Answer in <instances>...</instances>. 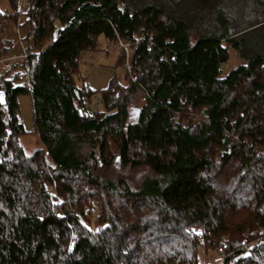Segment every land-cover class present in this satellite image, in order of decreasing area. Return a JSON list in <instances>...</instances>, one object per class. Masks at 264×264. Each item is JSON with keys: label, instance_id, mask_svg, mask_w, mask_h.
I'll return each mask as SVG.
<instances>
[{"label": "trees", "instance_id": "trees-1", "mask_svg": "<svg viewBox=\"0 0 264 264\" xmlns=\"http://www.w3.org/2000/svg\"><path fill=\"white\" fill-rule=\"evenodd\" d=\"M8 3L0 59L21 16L28 55L0 76V264H264V0ZM101 34L129 46L125 81L90 111L76 77ZM117 161L154 175L100 174Z\"/></svg>", "mask_w": 264, "mask_h": 264}, {"label": "rangeland", "instance_id": "rangeland-1", "mask_svg": "<svg viewBox=\"0 0 264 264\" xmlns=\"http://www.w3.org/2000/svg\"><path fill=\"white\" fill-rule=\"evenodd\" d=\"M24 1L25 0H19V4ZM0 10L4 12L11 10L8 0H0ZM18 26L19 29L17 30L16 22L14 20H9L6 30V38L10 41L11 47L7 53V58L0 59V76L3 72L12 67L15 62H19L22 59L21 54L26 45L25 34L28 29V24H25V16H21L19 18ZM19 39H23V45L20 44ZM121 46L124 50L127 47L129 48V46L123 42L122 45H120V42L115 45L110 44L108 43L106 37L101 34L98 37L97 48L85 50L80 55L79 68L81 76L76 77V81L80 86H82L85 81L86 85L90 89V97L85 102L86 108L90 111L96 108H102V104L99 100L101 96L100 89L106 87L113 77H117L120 81H125L124 74L126 72V67L117 63V57L121 50ZM126 53L127 52L125 50V54ZM236 55V51L233 48H230L229 60L223 65L224 72H227L238 64L245 62L244 59H240ZM24 82V78L16 81L18 84H23ZM18 101L20 119L26 129V132L22 133L19 138L25 152L30 154L34 152L35 149L42 146L40 136L38 132L34 130L33 101L30 93L20 94ZM86 150L88 149L85 148V151ZM100 174L105 177H111L114 180H118L120 178L125 179L134 188L139 187L145 177L154 175L149 166L143 165L132 168L130 166L122 165L120 161H117L113 165L100 170ZM89 217L91 218L90 215ZM199 258L202 262V249L200 250ZM218 259V253L212 252L210 263L214 264Z\"/></svg>", "mask_w": 264, "mask_h": 264}, {"label": "built area", "instance_id": "built-area-1", "mask_svg": "<svg viewBox=\"0 0 264 264\" xmlns=\"http://www.w3.org/2000/svg\"><path fill=\"white\" fill-rule=\"evenodd\" d=\"M19 40H20V43L22 44V39H19ZM23 49H24V51H23L22 56L26 57L28 55L27 51H26L25 47Z\"/></svg>", "mask_w": 264, "mask_h": 264}, {"label": "bare ground", "instance_id": "bare-ground-1", "mask_svg": "<svg viewBox=\"0 0 264 264\" xmlns=\"http://www.w3.org/2000/svg\"><path fill=\"white\" fill-rule=\"evenodd\" d=\"M120 45H122V42L120 41Z\"/></svg>", "mask_w": 264, "mask_h": 264}]
</instances>
